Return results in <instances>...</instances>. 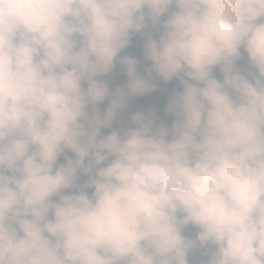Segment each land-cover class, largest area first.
I'll return each instance as SVG.
<instances>
[{
	"label": "clouds",
	"instance_id": "obj_1",
	"mask_svg": "<svg viewBox=\"0 0 264 264\" xmlns=\"http://www.w3.org/2000/svg\"><path fill=\"white\" fill-rule=\"evenodd\" d=\"M0 264H264V0H0Z\"/></svg>",
	"mask_w": 264,
	"mask_h": 264
}]
</instances>
